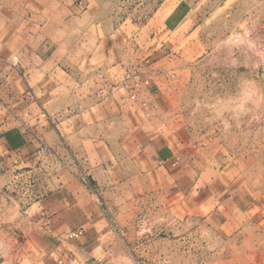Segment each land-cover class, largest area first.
I'll return each instance as SVG.
<instances>
[{
  "label": "crops",
  "instance_id": "0c3cea01",
  "mask_svg": "<svg viewBox=\"0 0 264 264\" xmlns=\"http://www.w3.org/2000/svg\"><path fill=\"white\" fill-rule=\"evenodd\" d=\"M126 33L106 31L89 0H0V209L17 217L40 261L55 264H108L121 254L124 230L101 198L155 197L179 218L241 226L261 251L264 194L164 131V68L135 97L115 82L132 66L148 76L143 66L163 59L129 46L138 33ZM45 183L56 185L42 194ZM256 259L264 264V254Z\"/></svg>",
  "mask_w": 264,
  "mask_h": 264
},
{
  "label": "rangeland",
  "instance_id": "374dc122",
  "mask_svg": "<svg viewBox=\"0 0 264 264\" xmlns=\"http://www.w3.org/2000/svg\"><path fill=\"white\" fill-rule=\"evenodd\" d=\"M89 9L108 32H137L124 40L129 46L161 50L156 67H143L150 82L165 70L164 131L218 157L239 186L264 194V0H89ZM99 201L124 230L122 252L108 264H258L264 254L241 226L179 218L155 197ZM16 220L0 209V264H55L24 243L28 232Z\"/></svg>",
  "mask_w": 264,
  "mask_h": 264
},
{
  "label": "built area",
  "instance_id": "2783aa9c",
  "mask_svg": "<svg viewBox=\"0 0 264 264\" xmlns=\"http://www.w3.org/2000/svg\"><path fill=\"white\" fill-rule=\"evenodd\" d=\"M99 77L102 80H105V77L103 74H99ZM115 82L117 84H121L124 87H127L133 91L132 95L135 97L137 96V91H139L142 86L148 87L150 85V77L149 76H143V72L136 69V68H131L126 71L124 78L118 82L117 78H115ZM146 105V103H144ZM83 233V230H76L72 231L69 234L70 238H74L78 235H81Z\"/></svg>",
  "mask_w": 264,
  "mask_h": 264
}]
</instances>
